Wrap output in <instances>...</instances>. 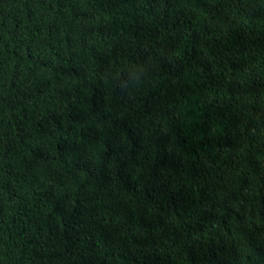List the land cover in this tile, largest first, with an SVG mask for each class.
<instances>
[{
    "label": "trees",
    "instance_id": "trees-1",
    "mask_svg": "<svg viewBox=\"0 0 264 264\" xmlns=\"http://www.w3.org/2000/svg\"><path fill=\"white\" fill-rule=\"evenodd\" d=\"M0 264H264V0H0Z\"/></svg>",
    "mask_w": 264,
    "mask_h": 264
}]
</instances>
